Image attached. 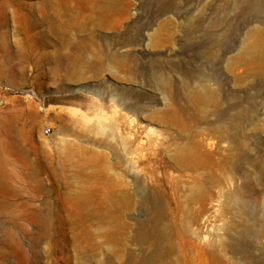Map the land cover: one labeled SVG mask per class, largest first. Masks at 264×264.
Wrapping results in <instances>:
<instances>
[{
  "label": "rangeland",
  "instance_id": "obj_1",
  "mask_svg": "<svg viewBox=\"0 0 264 264\" xmlns=\"http://www.w3.org/2000/svg\"><path fill=\"white\" fill-rule=\"evenodd\" d=\"M38 1L0 0V264L151 258L139 239L142 198L160 185L172 207L168 173L183 239L196 238V217L215 200L214 233L201 242L215 249L211 264H264V0H100L105 10L84 21L89 0H62L64 24L77 27L63 28L67 38L46 24L39 35L31 10L16 9ZM63 43L80 44L87 66L53 76L50 58L75 56ZM13 140L24 154L12 152ZM77 145L101 151L117 181L111 224L88 232L66 222ZM37 159L57 176L38 171ZM44 210L47 224L35 216ZM162 263L183 264L177 247Z\"/></svg>",
  "mask_w": 264,
  "mask_h": 264
},
{
  "label": "bare ground",
  "instance_id": "obj_2",
  "mask_svg": "<svg viewBox=\"0 0 264 264\" xmlns=\"http://www.w3.org/2000/svg\"><path fill=\"white\" fill-rule=\"evenodd\" d=\"M105 8L106 5L100 0H89L87 5H85L82 14H79L77 19L84 21L86 19L98 17L105 10ZM16 9L31 10L32 16L34 18L33 26L40 28L38 33L41 36L44 32L43 29L41 30L43 26L42 24H46L47 30L58 34L60 38H67L68 36L67 33L64 32L63 28L76 27L72 24H69L70 26L66 23L64 24L63 18H65V14L69 8L65 3L62 2V0H39L37 3L28 5L27 7L18 5ZM4 10V5L0 4V13L4 12ZM55 20H59L62 23H57ZM62 45V47L72 49L75 56L65 60L59 56H53L50 58V62L53 66L51 71L53 76L57 74L61 67L65 71H68L70 69H79L87 66L86 61L81 57L83 48L80 44L63 43ZM260 45L261 43H255L252 45V48H259ZM55 50H59L58 45H55ZM13 60L14 59H12V61ZM93 130V128H89V131ZM2 144L3 142L0 139V215L4 212V209H6V204L1 199V192L3 189L7 188L2 184V177L5 173V161L2 156ZM10 145L12 152H17L20 155L25 153V150H22L23 148H19L16 140H13ZM70 153L72 156L77 158V160L72 162L71 165L73 168L74 177L78 180V185L76 186L75 193L69 196L68 199L70 210L67 211L68 219L66 222L68 225H71L72 228L83 230V232H88L89 227L93 224L98 226H109L111 224V218L114 215L115 207L113 205V201L117 181L109 173L111 166L108 163L106 156L101 151L91 150L88 145H77L70 149ZM156 161V159L150 158L147 159L146 163L151 184L158 183L156 178L157 175L154 173L155 170L153 169V162ZM62 167L63 169L67 168V161L65 159L62 161ZM36 169L38 171L49 172L54 177L57 176L52 166L44 165L38 159ZM167 183L169 185V193L171 195V201L173 204L172 207L169 205L170 202L168 203L167 200H165L164 205L162 204L160 195L163 189H160V185H157V189L152 190L142 198V202L148 206V210L144 216V220L141 223L139 239L146 242L148 247L153 250L152 257H131L128 258L126 264H150L153 261H158L163 264L162 260L165 259L166 252L176 249V247L179 252L180 260L183 264H211L209 253L211 256L213 253H215V249L211 246H204L201 242L205 240L207 235L211 236V234L214 233L213 218L215 217L216 210H218L217 207H215L217 202H215V200L213 201L214 203L211 201L210 206H205L203 209H201L202 213L196 217V226L194 228L196 230V233H194L196 238L193 240H185L182 238L180 232L176 229L177 226L175 221V212L178 207L177 197L179 195L177 196V193L179 189L177 188L176 180L171 173H168L167 175ZM67 185L68 187H71L69 183ZM37 187L46 189V187L41 184ZM51 188H54V186H51ZM155 193H158L159 196H157ZM166 209H168V211ZM50 215V210H44L35 213V216L44 224L52 221L50 220ZM58 221H60V218ZM199 236L201 237L199 238ZM243 236V232H239V239L234 240L233 245H235L237 248L241 247V238ZM172 238L175 240V242ZM174 243H176V247ZM218 244L220 246V250H223L225 244ZM184 248L185 250H183ZM217 260L219 263H221L220 257H217ZM108 264L112 263L109 261Z\"/></svg>",
  "mask_w": 264,
  "mask_h": 264
},
{
  "label": "built area",
  "instance_id": "obj_3",
  "mask_svg": "<svg viewBox=\"0 0 264 264\" xmlns=\"http://www.w3.org/2000/svg\"><path fill=\"white\" fill-rule=\"evenodd\" d=\"M44 132L47 134L49 132V129L48 128L45 129Z\"/></svg>",
  "mask_w": 264,
  "mask_h": 264
}]
</instances>
